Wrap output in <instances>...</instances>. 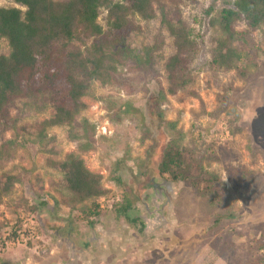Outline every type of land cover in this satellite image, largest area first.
<instances>
[{
	"label": "rangeland",
	"instance_id": "374dc122",
	"mask_svg": "<svg viewBox=\"0 0 264 264\" xmlns=\"http://www.w3.org/2000/svg\"><path fill=\"white\" fill-rule=\"evenodd\" d=\"M164 1L175 19V5ZM234 2L180 1L179 14L200 50L193 63V81L175 94L168 93L165 70L175 40L162 13L158 10L151 20L135 17L136 27L127 43L142 52L151 49L153 67H139L130 60L120 67L115 85L93 84L83 98L87 107L78 120L87 118L96 126L95 147L82 151L71 140L68 126H54L42 142L17 147L0 162V178L15 177L13 190L0 205V264L256 262L259 242L264 240V54L261 64L249 68L245 76L237 68L212 64L220 35L217 19ZM0 5L25 9L13 0H0ZM99 21L106 26V5ZM238 28L247 26L240 22ZM254 35L253 42L264 50V26ZM9 52L8 40L0 37V54ZM161 89L167 97L155 100L152 95ZM127 101L139 112L119 122L111 120L109 106ZM52 113L51 108H34L28 99L17 100L11 118L0 123V146L14 136L15 125L36 131ZM171 122L183 133L181 143L193 152L194 162L225 181L229 189L225 202L188 182L159 175L164 129ZM77 130L82 131L80 126ZM71 152L104 176L107 192L97 199L100 215L93 223L84 219L81 210L91 201L73 202L60 169V162ZM231 168L252 172L247 188L235 184ZM124 194L133 201L131 216L145 223L142 232L118 216L115 204ZM41 195H49L50 204H41Z\"/></svg>",
	"mask_w": 264,
	"mask_h": 264
},
{
	"label": "trees",
	"instance_id": "16d2710c",
	"mask_svg": "<svg viewBox=\"0 0 264 264\" xmlns=\"http://www.w3.org/2000/svg\"><path fill=\"white\" fill-rule=\"evenodd\" d=\"M13 1L25 9L0 5V37L6 38L10 46L8 54H0V123L11 118V106L20 99L30 100L36 109L51 108L53 113L36 131L27 125H15L14 136L0 146V162L10 158L17 147L42 142L54 126H68L71 140L76 141L82 151L95 147L96 126L87 118L78 120L87 107L83 98L93 84L115 85L120 67L130 60L139 67H153L151 49L142 52L127 43L130 32L136 27L134 18L137 16L151 20L159 10L163 23L174 37L175 51L165 63L168 93L175 94L193 81V63L200 46L179 14L181 0H171L177 10L175 19L169 16L164 0ZM104 5L107 6L106 26L99 21ZM240 22L247 28L239 29ZM217 25L220 35L213 51L215 67L237 68L245 76L249 68L261 64L264 50L253 41L254 32L264 26V0H235L234 6L221 10ZM152 96L155 100L165 99L167 92L161 89ZM109 108L113 111L111 120L117 122L139 112L131 101L114 102ZM78 126L82 131L77 130ZM164 135L166 145L158 165L159 175L172 182H188L202 193L221 196L225 202L229 193L225 181L200 162H194L193 152L181 143L183 133L176 123L165 127ZM60 169L73 202L91 201L81 210L84 219L93 223V218L100 215L97 199L107 192L103 174L92 171L75 152L60 162ZM230 173L237 186L248 187L251 171L231 168ZM116 178L119 180L118 175ZM14 184L12 175H6L5 180L0 178V205ZM48 198L49 195H41L40 203L50 204ZM119 204H115L118 216L142 232L145 223L141 217L130 214L133 201L124 194ZM259 249L261 254L254 264H264V240L259 242Z\"/></svg>",
	"mask_w": 264,
	"mask_h": 264
}]
</instances>
